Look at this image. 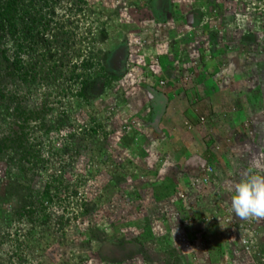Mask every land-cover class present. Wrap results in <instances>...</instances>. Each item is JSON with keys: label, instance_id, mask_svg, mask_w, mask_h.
<instances>
[{"label": "rangeland", "instance_id": "1", "mask_svg": "<svg viewBox=\"0 0 264 264\" xmlns=\"http://www.w3.org/2000/svg\"><path fill=\"white\" fill-rule=\"evenodd\" d=\"M86 1L82 13L76 15L68 13L75 0L53 1L51 16L63 25L49 38L45 54L57 53V68L61 67L63 76L59 74L54 81L56 70L50 69L53 61L47 60L46 65H41L38 51H32L36 79L24 82L19 77H10L3 83L4 88H0L6 94V101H0V196L4 191L5 196L12 192L4 201L0 199V264H93L91 259L83 263L80 258L96 257L89 253L93 246L91 239L101 236L108 242H116L124 236L142 240L141 250L149 256L144 259L139 254L125 264H264V221L240 220L231 209L232 188L245 172L246 167H242H249L256 156L251 146L254 142L257 148L264 146L263 122L254 115L242 117L230 122L236 123V130L230 133L231 127L222 128L209 117L202 95L194 106V115H186L184 111L192 109L187 105L188 96L193 98L194 93H188L183 84L179 92L184 95L180 98L185 99L184 102L171 99L166 103L159 99L156 103L158 96H164L154 97L156 88H165L158 83L162 82L158 80L160 75L179 80L187 76L190 87L203 86L200 82L205 81L206 90L211 88V91H220L222 83L227 86V79L233 77L241 88L236 95L248 88L256 97L250 105L245 101L239 104L242 113L249 111L246 114L250 116L255 114L253 109L259 107L264 117V41L260 49L254 40L256 36L264 37V0H168L169 11L174 13L168 24L146 19L145 16H150L148 6L152 0ZM190 13L195 15L194 26L187 19ZM102 29L108 33L105 40L98 34ZM66 30H75L79 39ZM123 38L126 45L134 47L131 50H138L136 56L141 57L144 48L147 53L153 55L154 52L156 57L141 58L135 63L132 74L108 83L95 97L88 96L85 100L72 97L76 89H71L70 94L66 85L69 81L64 79L72 62L70 50L83 51V54L100 52L104 56L101 63L110 71L106 54L120 45ZM4 49L10 59L14 46L6 38L2 40L0 51ZM181 49L186 52L182 61ZM244 51L257 52L247 56ZM192 58L196 59V64ZM9 64L2 62V66ZM101 68L95 65L93 75L102 78ZM186 69L188 72H183ZM248 80L253 87H247ZM167 85L174 84L167 82ZM235 86L236 83L231 87L235 90ZM11 97L16 98L17 103L21 101L24 109L39 111V123L32 120L20 129L21 120L15 118L17 113L14 112L16 102L13 105L7 101ZM239 99L243 100L241 95ZM219 105L223 107V99ZM155 107L158 115L166 114H163L166 120H162L175 124L178 132L171 133L167 124L160 125V119L150 124L147 119ZM9 114L14 116L10 118ZM41 122L45 127H41ZM55 124L63 129L64 137L73 134L78 155L74 154L75 150L64 153V146L72 148V139L65 141L57 135L52 129ZM182 125L186 131H182ZM93 126L99 130L94 141L87 139L86 134L82 136L80 131L88 132ZM151 126L162 131L159 132L161 138L151 132ZM207 128L215 129L219 136L229 140L220 143L215 136L205 138ZM230 134L233 137L228 138ZM5 144L10 147L5 148ZM31 145L34 147L30 148ZM97 145L104 148V159L109 158L107 162L99 161L103 156L97 152ZM201 149L204 150L201 152ZM29 152L35 153L32 158L35 161L38 155L37 162L31 159ZM203 152L215 158L208 168L202 161ZM241 156L246 157L240 159ZM219 157L229 163L223 167L233 169L230 173L222 172L223 167L216 163ZM19 160L22 164L11 168L9 177H4L5 168ZM87 163L91 168L86 167ZM113 163L118 166L129 163L141 172L134 180L135 172H127L130 178L127 177L126 182L129 183L123 182L126 193H133L134 201L130 198L127 202L116 192L103 194L99 189L107 182V172L112 170ZM203 166L212 172L211 185L196 182L193 188L198 191V198L186 197L176 177L182 174L187 186L193 175L205 174ZM235 170L240 171V177ZM12 175L26 180L32 194L41 193L49 185L50 201L36 196L31 201L26 200L31 207L25 209L24 187L21 191L25 193H19L16 187L12 191L6 187L5 178ZM75 185L79 187L78 192L99 207V214L92 211L81 219L75 215L81 211L69 197L76 190ZM153 191L158 194L156 203L150 197ZM21 209H25L24 215H18ZM164 211L168 214L160 217ZM37 229L40 234L48 230V239L44 234L39 239L31 233ZM87 230L90 239L86 237ZM36 240H40V246L34 245ZM17 244L26 246L20 248ZM212 250H216V254Z\"/></svg>", "mask_w": 264, "mask_h": 264}, {"label": "trees", "instance_id": "2", "mask_svg": "<svg viewBox=\"0 0 264 264\" xmlns=\"http://www.w3.org/2000/svg\"><path fill=\"white\" fill-rule=\"evenodd\" d=\"M53 1L54 0H0V48L2 45V40L4 38H6L7 42H12L13 46H14V50H13V52H11L12 56L10 59L7 56L8 53H7L6 49L0 51V58H2L5 62H10L9 66L6 67V66H2L3 60H2V62L0 61V88L1 87L4 88L5 84H3V83L6 82V79L10 80V77H12V78L19 77V79L24 80V82H29L30 80L32 82L36 79L37 73H36V69L34 67V66H36V62L33 61L32 51L33 52L38 51V54L40 57L39 63H41V65H43L44 63L46 65L47 60L53 61V64H52L50 69H51V71L56 70L55 72H53L54 81H56L59 74H61V70L59 69L61 67L57 68V66H58L57 65V62H58L57 59H59V58H56L57 53L55 55V52L51 53L50 51H48L45 54V48L48 47V44L50 43L49 38H51V35L53 38L54 30L55 29L60 30L62 28V25H63L62 21H60V20L57 21L56 19H54L51 16L54 13L52 10L54 8ZM66 1H68V0H66ZM164 1L166 3H164L163 0H152L148 6V10L150 11V16H145L146 19L152 20L154 23L157 22V23H162V24L163 23L168 24L169 20H171V18L174 16V13L169 11L168 0H164ZM86 5H87L86 0H75V5H71V8H69L70 10H68V13L71 12L70 14L76 15L81 11V8L86 7ZM80 13H82V12H80ZM49 15H50V17H49ZM187 17H188L187 18L188 22L194 26V24L196 22L195 21V15L193 13H190V14H188ZM66 31L69 32L70 36H72L74 38L76 37L79 39L78 35H76L77 33L75 32V30H66ZM66 31H64V32H66ZM98 34L101 36L102 40H105L108 38V33L106 32L105 29L99 30ZM83 37L86 38L85 36H83ZM263 38L264 37L260 38V36L259 37L256 36L254 38V40H256V42H258V46L260 47V49L262 47L260 44L264 41ZM95 39L92 40V43H93L92 45H94ZM125 40L126 39L123 38L122 42H120V45L116 46L115 48H113L112 50H110L106 54V56H108V60L110 63V71L107 68H105V66L101 63L100 60L102 59L103 55H100V52L96 51L95 53H93V51H91V52H88V54H85V52L83 54V51L80 52L79 50H74V49L70 50L69 55L72 59L71 60L72 62L68 68L69 72L66 73V77L64 79H66L67 82L69 81V84H66V85H67L68 89L70 90L69 91L70 94H71V91L73 89H76L75 92L73 93L72 97H74L76 99L78 98L79 100H85L88 98V96L95 97L106 89V87L108 86V83H112L114 81H121V79L123 77L130 75V73L132 74L135 63H138L139 61H141V58L143 59V57H145L146 55H147V57H154L155 56L154 52H153V55H154L153 56L152 54H150L151 52L147 53L146 50H144V48H142V53H141L142 56L141 57L139 55L136 56L138 50H131V49H134V47H130V46L126 45ZM154 40L157 41V39H154ZM82 42H84V41H82ZM175 43H177V42H175ZM142 46H143V44H142ZM259 47H258V49H259ZM244 52H246V51H244ZM256 52L257 51H254L251 53L246 52L245 54L247 56H249V54H256ZM180 54H181L180 55L181 61L185 60L184 56L186 55V52L181 49ZM66 57L68 58V56H66ZM192 61L194 64H196L195 58H192ZM97 64L102 66L101 70L104 72L101 74V76L104 74L102 76V78H100V76H94L93 75V72H92L93 67ZM143 64H145V63H143ZM197 64H198V62H197ZM162 66L166 67V64H163ZM187 69L183 70V72H188ZM172 74L174 75V73H172ZM186 77L183 80H179L176 78L175 79H171V78L169 79L166 76L162 77L160 75L158 77V80L162 81V82H158V83H160V85H161L160 87L165 85V88L163 90L156 88L154 97L158 94L160 96H164V97L162 98V97L158 96L156 103L158 102L159 99H160L159 101H161V102H163L165 100L166 103H169V101L171 99H174L175 101L177 100V101L181 102L180 98L184 97V95L180 94L179 89L183 88L181 85V84H183L184 87L185 86L187 87L188 93H194L193 98L187 95L190 99L189 101H187L188 102L187 105H189V106L191 105L192 109H188L187 107H185L187 109L184 111V113H186V115L187 114H193L194 115V113H195L194 106L196 107V103H197V101H199V96L203 95L204 92H202L203 88L201 85L196 86L194 84L190 87V85H189L190 83L188 82V79ZM231 78H233V77H231ZM167 82H170V84H174V85H167ZM248 82L249 83H247V85H248L247 87H249V86L253 87L251 85L252 81L248 80ZM237 89L239 91L241 89L240 87H238V80H236V86H235V90H237ZM198 92H199V94H197ZM242 94H241V97L243 98V100L239 99L240 101L237 100L238 102L236 104H233L234 107L240 111H242L239 108L240 103H242L244 101L248 102L252 99L254 102L256 101V97L250 92V90L248 91V88L245 89L242 92ZM175 96H178V97L175 98ZM5 97H6V94L3 92V90L1 91V89H0V101H6ZM13 97H15V96H13ZM13 97H11L7 101L8 102L10 101L11 104L14 105L16 102V98H13ZM166 103L164 105L165 107L167 106ZM21 104H22L21 101L18 103L16 102V107L14 108V112L17 113L15 118L18 120H21L19 122V124H21L20 129L23 130L24 125L26 126L28 123L32 122V120L39 123V121H38L39 111L34 112V110H31V109H29V110L24 109L23 106H20ZM156 106H157V104H156ZM241 107H243V106H241ZM21 108H23L24 110ZM155 108H153L154 110L152 109L153 113L147 119L150 122V124H154L153 122L156 119H160V122H159L160 125L162 123L167 124L166 127H170L171 133L174 130L177 131L176 129H178V128H177V126L175 127V124L173 125V123H170V122L166 123V121L162 120L163 118L165 119L166 114L163 113L165 116H163V114L158 115V113H157L158 109H157V107H155ZM208 112H209V117H211V114H210L211 111H208ZM13 116L14 115L9 114L8 117L11 118ZM40 125H41V127H45V124L42 122ZM154 126L153 127L151 126V128L153 129V130L151 129V132H153L155 136H158L159 138H161L162 134L159 132H162V131L157 130L156 128H154ZM182 127H183L182 131L183 130L186 131V128L183 125H182ZM52 129L56 132L57 135H59L60 137H63V139L65 141L72 139V141L70 142V144L72 145V148H67L64 146L63 150H64V153H66V154L67 153L70 154L71 152H73L75 150L74 146H76L74 143L75 138H74V136H72L73 134L69 133L67 135V137H64L63 132H62L63 129H61L60 125H57V124L53 125ZM162 130L163 131L165 130L166 133L169 132L168 129H162ZM209 130H211V132L214 133L213 128H207L206 134L204 136L205 138L210 137L209 136L210 135ZM80 131H81L82 136H85V134H86L87 139H91V140H93L97 135H99V130H98L97 126L90 127L88 132L87 131L83 132L82 130H80ZM179 131H180V129H179ZM8 135H10V134H8ZM10 137L8 136V138H10ZM211 137H213V136L211 135ZM17 139H20V138H17ZM55 139H57V138H55ZM6 142L7 141L5 140V143ZM11 143L14 144L15 143L14 140ZM46 144H48V143H46ZM206 144H209V143H206ZM195 145H197V144L195 143ZM4 147L9 148L10 146L5 144ZM29 147L33 148L34 146L31 145ZM84 147L85 146H83V148ZM97 148L98 149H96V150H98L97 152L99 153V155L103 156V158L101 157L102 159H99V161L101 163L107 162V160H109V158L106 157V159H104V155H105L104 148H102L98 145H97ZM203 150L204 149H201V152ZM206 151L207 150L205 149V152ZM74 152H76L74 154L78 155V152L76 150ZM201 152H200V154H201ZM29 155L31 156V159H32L35 156V153L32 154V152H29ZM36 155H37V153H36ZM211 155L212 154H207V153L203 152V156H205V158H202V161L205 162V167H207V168L215 160V158ZM222 159H223L222 157H219L218 159H216V163L220 164ZM32 160H34V159H32ZM37 160H38V155L36 156V161L35 160L34 161L37 162ZM21 162L22 161L19 160L17 162H14L15 164L13 163L10 168H8V167L5 168V172H4L3 176L9 177L10 169L13 168L14 166L15 167L20 166L22 164ZM38 162H40V161H38ZM92 163H94V162H91V164ZM113 164L114 165H113L112 170L107 172V175L109 176L107 182L105 183V185L99 186V189H102L101 192L103 194H106V195H109L108 191H110L112 193L113 192L119 193L120 195H122L127 200V202H129V199L133 196V193H130V194L126 193L127 190H125V188L123 186V185H125V183H129V182H126L128 180V178H130L129 176H127V172H129V173H130V171L135 172V174H133L132 180H134L135 178H139L141 172L137 171L138 170L137 167L129 165V163L127 165H123L122 163H120L119 166L116 163H113ZM86 167L91 168V165L89 163H87ZM202 170H204L205 174L202 175V177L199 176L200 174L199 175H193L194 177L188 182L187 186H185V183H184L185 181L183 180L182 174L179 175L178 177H176V183L179 185V186L178 185L177 186L180 188H183V190L185 191L186 197H188V195H191V197L195 196L196 198H198V191L195 190V188H193L197 185L196 182H200V181L202 182V180L204 182L208 179L209 175H212V172L211 173L206 172L207 170H206V168H204V166H203ZM99 171L97 170V173H99ZM80 178H81V176H80ZM5 179H6V187L9 186L10 191H12V188L16 187L18 192L22 193L24 191H21V190H23V188H21V187H24L26 194H23L22 197H23V200H25V202H24L25 209L31 207V203L26 202V200L31 201L36 196H38L42 200H49L50 201V199H51V197H49V185H46L45 189L41 193L32 194L31 191L28 189V182L26 180H24L20 177H17L15 175H12V176H10V178H5ZM123 182H125V183L123 184ZM143 182H144V180H143ZM131 183H133V182H131ZM65 185H68V184H65ZM122 186H123V188H122ZM134 186H135V184H134ZM209 186H210V184H209ZM75 187H76V190L72 191V195L69 194V197H71V199H72L71 201H73L75 205L80 206L81 211L75 215L81 219L82 217L89 216L92 211H94L96 214H99V212H100L99 207L95 206V204L92 203V201L89 199V197H87L85 194L78 192L79 191L78 186L75 185ZM75 187H74V189H75ZM100 187H102V188H100ZM19 188H21V189H19ZM4 192L1 193V196H0L1 201H4L6 199V197L8 196V194H12V192H11V193H8L7 196H5ZM150 197L153 199V202H155V203L158 202V200H159L158 194L154 193V191H153V193L150 194ZM164 198L165 197H163V199ZM131 199L133 200V198H131ZM25 209L19 210L18 215L23 213V211H25ZM165 214H168V212L164 211V213L160 214V217H165ZM23 215H24V213H23ZM235 229L236 228H234V230ZM99 230H102V228H100V229L98 228V231ZM32 231H34V230H32ZM37 231H38V229H37ZM37 231L31 232V233L39 239H41V237H44V236H45L44 238H46V240L48 239V237H49L48 230L46 232L41 231V234L42 235L44 234V236H42L39 233V231L38 232ZM231 231H232V229H231ZM85 233H86V237H88L90 239V232H88V230H87ZM39 235H41V236H39ZM91 240L93 242V246H92V251H90L89 253L91 255V252H92V254L95 255L96 257L90 258L88 255L87 258H80V260L83 263H87V260L91 259V262H93V264H125L128 260L134 259L136 257V255L141 254L140 256H142L144 259L149 256L148 254L145 255L144 251L141 250L143 243L139 237L124 236L122 238H117L116 242H108V241H106L105 237H102V236L100 238H92ZM39 241L40 240H36L34 242V245L36 247L40 246ZM16 246L21 248V247H24L26 245L17 244ZM215 251L212 250V253L216 254ZM94 260H97L98 263H96Z\"/></svg>", "mask_w": 264, "mask_h": 264}, {"label": "crops", "instance_id": "3", "mask_svg": "<svg viewBox=\"0 0 264 264\" xmlns=\"http://www.w3.org/2000/svg\"><path fill=\"white\" fill-rule=\"evenodd\" d=\"M196 23V22H195ZM195 25V24H194ZM210 77V76H209ZM236 80H237V78H231V77H229L228 79H227V86H225V84L224 83H222V86H223V88L222 89H220V91H214V90H206V88H205V81L203 82H200V83H203V86H202V92H204V94L202 95V100H204V101H206L207 102V107H208V111H211V117L210 118H212V120H215L214 122L215 123H219L220 125H221V127L223 128V126L224 125H226V126H229V127H231V130H230V133L233 131V130H236V123H230V122H234V121H237V120H240V118H251L252 117V115H254V116H256V117H259L260 118V120L263 122V124H264V117H263V115L261 114V109L259 108V107H257V108H255V110L253 109V111L252 112H255V114L254 113H252V114H250V116H248L246 113H248V112H246V113H242V111H240V110H238L237 108H235L234 107V103H237L238 101H237V98H238V96H240L242 93H240V94H235V92H237L238 93V90H234V88L233 87H231L234 83H236ZM214 84H212V86H213ZM217 86V85H216ZM220 87V86H219ZM226 87H227V89H226ZM232 88V89H231ZM217 89V88H216ZM240 91H241V89H240ZM194 92V91H193ZM197 94H199V92L197 93ZM245 94V93H244ZM243 95V94H242ZM222 99H223V107L221 106V105H219V102L220 101H222ZM245 99V98H244ZM182 102H184L185 101V99L183 100H181ZM251 101V100H250ZM250 101H248L247 102V104H249L250 105V103L252 102H250ZM251 106H253V105H251ZM240 108V107H239ZM251 108V107H250ZM241 109V108H240ZM249 109V108H248ZM242 110V109H241ZM242 113V114H241ZM226 118V119H225ZM235 118H237V119H235ZM219 120H222V123L219 121ZM227 120V121H226ZM224 121H226L227 123H224ZM213 131H214V133H210V135H212L213 137L215 136V139H217L218 140V142H221L222 143V141H226V140H229V139H223L221 136H219V134H218V131H216L215 129H213ZM226 137H228V136H226ZM231 137H233V134H230V136L228 137V138H231ZM231 140V139H230ZM256 142H254L253 143V146H251L252 148H253V150H254V152H255V154L256 155H258L259 153H261V152H264V146L262 145V146H260L259 148H257V146H256V144H255ZM239 155V154H238ZM240 156V155H239ZM244 157H246V156H244ZM244 157H242L241 156V158L240 159H242V158H244ZM233 158H234V155H233ZM222 162V163H221ZM220 162V164H221V166L223 167V165L225 166V167H227V164H229L226 160H225V158L223 157V159H222V161ZM245 164V163H244ZM240 166H242V165H240ZM225 167H223V169H221L222 170V172L223 173H230L229 171H232L233 169H231L229 166H228V168H226L225 169ZM236 167H238V166H236ZM247 168V165L246 166H244V167H242V168ZM246 168L244 169V171L246 170ZM225 169V170H224ZM234 172H236V174L238 175V177H240V171H238V170H235ZM211 176L212 175H210V177H208V181L205 183V185H208L209 186V184L211 185V183H209V179H211ZM221 215H222V213H220Z\"/></svg>", "mask_w": 264, "mask_h": 264}, {"label": "clouds", "instance_id": "4", "mask_svg": "<svg viewBox=\"0 0 264 264\" xmlns=\"http://www.w3.org/2000/svg\"><path fill=\"white\" fill-rule=\"evenodd\" d=\"M206 172L211 173L209 169ZM231 209L240 220L264 221V152L252 158L242 178L233 186Z\"/></svg>", "mask_w": 264, "mask_h": 264}, {"label": "built area", "instance_id": "5", "mask_svg": "<svg viewBox=\"0 0 264 264\" xmlns=\"http://www.w3.org/2000/svg\"><path fill=\"white\" fill-rule=\"evenodd\" d=\"M210 171V170H209Z\"/></svg>", "mask_w": 264, "mask_h": 264}]
</instances>
